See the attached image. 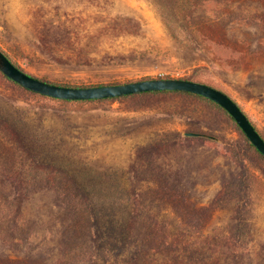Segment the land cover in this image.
I'll list each match as a JSON object with an SVG mask.
<instances>
[{
    "label": "rangeland",
    "instance_id": "obj_1",
    "mask_svg": "<svg viewBox=\"0 0 264 264\" xmlns=\"http://www.w3.org/2000/svg\"><path fill=\"white\" fill-rule=\"evenodd\" d=\"M0 49L65 86L203 82L264 137V0H0ZM0 264H264V155L204 96L0 70Z\"/></svg>",
    "mask_w": 264,
    "mask_h": 264
},
{
    "label": "water",
    "instance_id": "obj_2",
    "mask_svg": "<svg viewBox=\"0 0 264 264\" xmlns=\"http://www.w3.org/2000/svg\"><path fill=\"white\" fill-rule=\"evenodd\" d=\"M0 70L10 79L36 93L66 100H92L115 98L149 91L178 90L211 99L235 119L251 143L264 155V137L252 123L241 106L226 92L209 84L183 78H152L138 81L96 86H65L43 81L18 67L0 49ZM189 136L199 133L187 132Z\"/></svg>",
    "mask_w": 264,
    "mask_h": 264
},
{
    "label": "trees",
    "instance_id": "obj_3",
    "mask_svg": "<svg viewBox=\"0 0 264 264\" xmlns=\"http://www.w3.org/2000/svg\"><path fill=\"white\" fill-rule=\"evenodd\" d=\"M19 67V66H18ZM163 91H172V90H163ZM174 91H178V90H174ZM149 92H162V91H149ZM183 92H186V91H183ZM142 93H147V92H142ZM190 93V92H188ZM139 94V93H137ZM194 94V93H193ZM125 96H128V95H125ZM201 96V95H200ZM116 98V97H115ZM209 99V98H208ZM211 100V99H210Z\"/></svg>",
    "mask_w": 264,
    "mask_h": 264
}]
</instances>
